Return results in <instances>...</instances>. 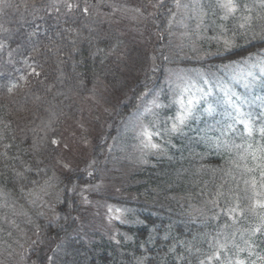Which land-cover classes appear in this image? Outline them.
I'll list each match as a JSON object with an SVG mask.
<instances>
[{
  "label": "trees",
  "instance_id": "trees-1",
  "mask_svg": "<svg viewBox=\"0 0 264 264\" xmlns=\"http://www.w3.org/2000/svg\"><path fill=\"white\" fill-rule=\"evenodd\" d=\"M108 1L77 0L81 8L85 4L89 6L90 15L86 17L77 11L71 17L61 15L59 21L54 13L49 16L45 11V5L49 3V0H9L13 7L6 9L5 14H0V24L12 32V39L8 41L11 49H15L18 44H23L24 48L30 51L27 36L35 30L37 25L39 26V33L32 37L31 42L39 48V54L35 58L43 67L44 75L40 77V80H43L44 84L37 83L33 78L30 87L23 88L14 95H8L6 91L0 90V121L11 122L10 128L6 131L7 139L0 142V152L4 151L3 143L11 142L13 147L9 150V156L20 155L30 162L33 168V172L26 174L27 179L17 180L12 169L15 167L19 170V162L0 156V188L8 193L9 205L0 207V234L12 232L7 220L1 217L3 212L8 211L11 215V209L17 208L30 213L37 226L33 234L45 241L40 250L46 253L40 257L39 264H47L46 256L52 254L51 249L55 248L56 241L65 238L69 239L71 244L57 255L58 264H135L136 258L145 256L147 259L144 264H173L175 256L169 253L168 249L174 244L177 249L176 254L188 256L184 247L178 243L179 241H191L196 247L207 252L208 243L201 237L204 233L214 232L217 222H203L199 210L204 208L205 197L201 196L200 192L204 182H207L209 191L213 190V182H220L219 173L216 174L215 179L210 171L203 174L195 173L201 163L211 167H226V162L231 158L225 152L217 154L214 148H210L201 139L205 135L208 137L220 135V125L216 121L225 119L222 114L215 113L211 117L203 114L200 119L189 120L183 128V135L171 138L172 145L175 147L166 144L167 136L158 139V143L164 144L168 151L166 154H148L149 163L146 165L141 164L139 158L134 160L129 156L132 163L137 162L133 164L131 175L123 182L121 191L118 193L91 194L92 197L103 199L118 209L130 210L125 211L122 216V219L128 221L127 223L114 220L110 228L101 229L104 224L102 218L95 219L85 215L79 191L84 185L100 180L99 168L94 178H85L82 172H64L61 174V183L54 181V187L45 189L49 191L55 188L54 190L60 194V200L54 204L55 216H59V220H49L47 216L39 215L37 211L35 215L29 203L34 196H30L29 192L39 197L43 192L41 188L44 180L55 173L60 150L53 151L49 141L52 138L56 139L59 135V120L63 116L78 118L80 107L75 101V95L90 96L95 86L108 82L116 87L119 80L125 81L119 85L120 93H124L128 87H131L136 95L144 89L154 92L164 84L172 69L191 71L202 69L215 73L217 77H222L226 81L234 69L226 70L217 67L218 65L227 64L230 60H239L242 56H247L249 52L256 53L264 49V44L258 41L245 45L244 40L238 38L237 44L243 47L234 49L231 54L223 57H209L203 61L196 60L192 57L206 52H216L218 47H221L215 41L207 39L216 34L213 23L215 18L211 14L205 21L206 30H202L201 33L204 38L193 37L197 48L194 52L188 46L189 41L181 37L182 28L176 26L172 29L173 35L167 34L165 7L170 5L169 0L165 1L164 7L157 8L159 13L153 15V20L150 17L151 21L157 22L154 30V23L151 25L149 36L141 34L146 39L145 42L140 36L135 38L129 36L127 32L123 34L121 24L115 22L110 16L103 15L108 10V4H106ZM245 2L251 3V0H245ZM32 4L37 5L39 11L36 15L44 17L43 20H33ZM25 5H28L27 9ZM97 12L101 14L97 15ZM188 23L190 30L194 31L196 21L192 20ZM234 23L229 22V27H233ZM85 24L91 25L95 31L89 33L83 27ZM66 27L78 29L81 33L80 37L73 35L69 38L68 34L63 32ZM133 32L140 34L136 30ZM57 33L61 35L58 36ZM161 33L164 34L163 39L160 38ZM70 39H74L76 43L71 44ZM117 41H119L118 47L113 52L111 49ZM182 44L184 46L181 48ZM57 48L60 49V53L54 54ZM73 48L79 51L73 52ZM97 49L103 51L97 52ZM121 54L131 57L126 56V59L135 62L138 68H129L126 73L124 71V67L127 66L126 61L117 60V56ZM164 57H167V60ZM16 58L22 59L18 55ZM6 59V55L0 58V64H3ZM58 60H62L63 63L58 64ZM116 61L118 66L112 73L111 66ZM154 65L157 68L155 72L151 71ZM15 67L22 68L23 65L17 63ZM0 70L5 73V77L0 79V84L6 83L9 77L19 75L10 66ZM61 72L63 83L59 79ZM48 85H52V89L50 92H45L44 89ZM58 92H63L64 95H57ZM33 94L40 96L41 99L36 100ZM243 94L249 95L250 98L264 95V89L257 87L252 92ZM163 98L164 96L162 100ZM50 106H55L58 115L52 129L47 132V139L39 143L38 136L44 135V132L40 131L41 122L49 119L47 109ZM136 107L137 104L130 100L120 105L118 113L122 116L135 113ZM244 110L259 111L255 105L252 109L245 105ZM2 126L0 124V127ZM236 127L238 131H242V125ZM34 128L37 129L39 143V151L36 152L31 150ZM121 132V126L111 127L107 133L108 140L113 138L118 141V134ZM13 135L16 137L15 140L12 139ZM236 142H240L238 136ZM100 146L102 145L97 143L95 148L101 150ZM201 155L205 157L202 161ZM124 159L127 160V157ZM37 160L42 163L37 164ZM105 166L107 168L108 161L103 162L102 169H105ZM37 168L47 169V171L37 172ZM32 181L36 183L33 184ZM73 184L78 185L77 190L66 191V187L71 188ZM22 188L23 191H21ZM205 215H211V213L205 212ZM8 218H10L9 215ZM218 223L224 224L225 219L222 218ZM238 226L246 225L241 222ZM150 234L153 242L141 248L140 245L148 241ZM166 234L168 239H164ZM125 237H131V239ZM188 260L190 264H197L195 257H189Z\"/></svg>",
  "mask_w": 264,
  "mask_h": 264
},
{
  "label": "snow or ice",
  "instance_id": "snow-or-ice-1",
  "mask_svg": "<svg viewBox=\"0 0 264 264\" xmlns=\"http://www.w3.org/2000/svg\"><path fill=\"white\" fill-rule=\"evenodd\" d=\"M165 0H156L155 8L164 7ZM13 5L9 0H0V14H5L6 9L12 8ZM28 5H25L27 9ZM33 9V20H43L44 17L37 16L39 11L36 4L31 5ZM111 12L103 13V15H114L118 11H127L126 7H118L116 5H108ZM175 9V10H173ZM63 10V12H62ZM46 13L51 16L53 13L57 21L61 15L71 17L74 12L80 11L84 16H89V6L85 4L81 8L77 0H49L45 5ZM136 15L132 18L144 16V10L140 7L131 9ZM101 13L97 12V15ZM211 14L215 18L214 25L216 34L207 37L213 40L218 46L216 52H206L203 55L192 57L196 60H206L209 57H223L226 54H231L234 49L243 47L237 44V39H243L245 45H250L254 41L264 44V0H251V3L245 0H172V7L167 9V34L173 35L172 29L176 26L183 29L180 33L182 38L189 41V47L195 52L197 51L195 41L196 39L204 38L202 30H206L205 21ZM149 16L153 13H149ZM195 20V30H190L189 21ZM218 21V23H216ZM229 22H235L233 27H229ZM89 33L95 31L89 24L83 26ZM69 38L73 35L80 37L81 33L78 29L73 27H66L63 29ZM39 33V26L30 32L27 36L29 46L28 51L23 44H18L15 49H11L8 41L12 39V32L0 24V58L4 55L7 59L0 64V69L4 67H12L14 72L19 73L18 76L7 78L6 83L0 84V90L6 91L8 95H14L19 90L30 87L33 78L39 84H44L40 77L44 75L43 67L36 60L39 54V48L35 43H32V37ZM61 35V33H57ZM160 38H164V34H160ZM71 44H75L74 39H70ZM91 43V39H89ZM119 41L113 45L111 51H115L118 47ZM184 45H180L182 48ZM24 49V50H22ZM79 51L73 48V52ZM102 49H97V52H102ZM60 49L57 48L56 53L59 54ZM17 55L22 59L17 60ZM95 55V53H93ZM155 59V57H153ZM167 60V57H164ZM103 62V61H102ZM21 63L22 68H16L15 65ZM58 64L63 63L62 60L57 61ZM217 67L224 69H234L230 79L237 83H242L245 93H250L257 87L264 89V49L259 52H249L247 56H242L239 60H230L227 64H221ZM38 69H40L38 71ZM238 69V70H237ZM157 70L154 65L151 71ZM195 76L192 75H175L173 80V73L169 71L166 80L170 85L174 84V100L178 105V111L174 117H169L164 122V127H161V122L158 119V110L165 107L160 102L159 91L153 94L152 90H146L141 93L138 99L142 102V111L137 109L134 118L125 125V131L131 132L134 139L137 141L135 147L140 152L139 161L141 164H148L146 158L150 153L166 154L168 149L164 144L158 143V139H163L167 136L166 144L172 145L171 138L178 135H183V128L188 124L189 120L199 117L197 112L213 116L217 109H223L222 115L225 117L223 121H216L220 125V135L216 137H208L207 135L201 139L210 147L214 148L217 154L221 152L228 153L231 157L227 162L226 167H211L203 163L196 169L195 174H203L210 171L215 179L216 174L219 173V183L213 182V190H208L207 182H204V187L201 189L200 195L205 197L203 204L204 208L200 209V215L203 217V222L208 223L215 221L217 227L212 233H204L201 237L208 243V251L205 252L201 248L196 247L191 241H179L178 243L184 247L188 256L183 254H176L177 249L174 244L168 249L169 253L174 254L175 259L173 264H190L188 258L195 257L197 264H264V95L249 97L247 94H238L233 91L232 87L222 77H217L215 73L207 72L202 69L193 70ZM5 77L4 71L0 70V79ZM60 82L63 83V73L60 74ZM52 85H48L44 90L50 92ZM218 93V94H217ZM34 95L36 100L41 97ZM57 95H64L63 92H58ZM151 95L152 99H147ZM201 105L204 107L201 108ZM247 105L252 109L255 105L259 111L244 110ZM49 119L42 121L40 131L44 132L43 136H38L37 129H32L33 140L31 150L33 152L39 151V143H43L47 139V132L52 129L55 118L58 113L55 106H50ZM150 116L152 119L145 123V117ZM170 121V124L169 122ZM3 126L0 127V142L7 139L6 131L10 128L11 122L0 121ZM237 125H242V131L237 130ZM39 139V143L37 140ZM238 136L240 142H236ZM27 137H25L26 139ZM15 140V135L12 136ZM49 143L53 146V151H59L61 141L52 138ZM4 151L0 152L3 156L12 161L19 162V170L13 167L15 179L23 181L27 179L26 174L33 172L32 164L26 161L22 156H9V150L13 147L12 143L2 144ZM65 149H69L68 144H63ZM201 155V161L204 160ZM169 159H172L169 157ZM37 164L42 161L37 160ZM61 168L71 170V165L63 161H57ZM95 159L87 162L85 172L89 178H94L96 174ZM37 172L47 169H36ZM57 180L55 174L44 180L41 188L44 191L47 188L54 187V181ZM71 182V181H70ZM35 184V181H32ZM101 185H85L80 189V195L84 204H89L87 196L84 192L88 190L99 191ZM78 185L73 184L71 188L66 187V191L75 192ZM23 191V188L21 189ZM30 196H34L29 203L36 205L37 200L40 199L35 196L33 192H29ZM8 193L0 188V207H8L7 203ZM57 200H60L57 194ZM108 211L111 213L113 209L109 207ZM117 215L114 219L120 223H127L128 221L122 219L125 211L130 210H115ZM205 212L211 215H205ZM27 215V213H22ZM39 215H44L40 212ZM225 219L224 224H219L221 219ZM60 217H54V220H59ZM142 223V221H137ZM243 222L246 226L240 227L238 225ZM14 223V221H13ZM11 235V233H9ZM131 239V237H125ZM114 239V237H113ZM164 239H168L166 234ZM119 243V241H116ZM153 242V237L149 235L148 241L140 245L145 248V244ZM17 243H19L17 241ZM36 244V241L32 242ZM71 241L67 238L56 241L55 248L51 249L52 254L46 256L47 264H58L57 255L66 247L70 246ZM23 247L22 245H20ZM11 255V253H9ZM23 259V257H22ZM147 257L136 258L135 264H144Z\"/></svg>",
  "mask_w": 264,
  "mask_h": 264
},
{
  "label": "rangeland",
  "instance_id": "rangeland-1",
  "mask_svg": "<svg viewBox=\"0 0 264 264\" xmlns=\"http://www.w3.org/2000/svg\"><path fill=\"white\" fill-rule=\"evenodd\" d=\"M184 2H188V0H184ZM169 3L170 5L165 7V14L167 13V9L172 6V0H169ZM106 4L126 7L128 9L127 11H118L114 15H110L115 22L121 24L123 28L121 31L123 34L127 32L130 34L129 36L135 38L140 36L141 40L145 42L146 39L143 38L141 34L149 36L151 25L154 23L153 30L156 26L157 21L150 20V17L153 20V15H157L159 13V10L153 7V5L156 4V0H109ZM135 7H140L144 10L143 17H138L136 19L132 18L136 14L132 12L131 9ZM109 12H111V8L108 7V10H106L105 13ZM149 13H153V15L149 16ZM134 30L138 31L140 34L133 32ZM126 51L127 49L124 53H126ZM126 56L121 54L117 56V60L122 62L126 61L125 63L127 66L124 67V71L127 73L129 68L138 67L135 65V62H132L130 59H126ZM127 57L131 58L129 56ZM116 66H118L117 61L112 64V71L110 72L113 73ZM170 71L174 74V81L175 75L187 74L195 76V73L191 70L172 69ZM230 77L231 75H229L226 81L232 87L233 91L235 90L238 94H243L245 89L242 83H237L236 81L231 80ZM124 82L125 81L119 80V84H117L116 87L111 86L108 82L102 85H97L90 96L78 97L75 95V101L78 102L80 107V114L77 119L63 116L59 120L60 133L56 137V139L61 141L58 160L71 165V170H69L61 168L57 163L54 173L57 177V183L62 182L61 174L64 172H82L85 178H88L85 172L86 164L93 159H97L95 167L97 170L99 168L100 180L94 183H88L87 185L100 184L101 187L99 191L88 190L84 192V195L87 196L90 201L89 204H84L82 198L81 202L84 205L86 216L89 215L95 219L102 218L104 224L101 226V229H107L113 225L115 220L114 217L118 214L115 210L118 208L112 206L111 203H108L103 199L92 197L93 195L91 194L111 195V193L113 194L121 191L123 182L127 180L129 175H131L134 168L133 164L137 162L135 161L132 163L130 157L134 160H138L141 155L138 148L135 147L137 141L134 139L131 132L125 131V125L134 118L137 109L142 111L143 105L138 97H140L141 93L146 90L144 89L141 93L136 95L135 91L132 90L131 87H128L124 93H120L121 90L119 85H122ZM173 89L174 84L170 85L168 81L165 80L159 90H156L161 93L160 102L165 105L164 108L158 110V119L161 122L162 128L165 126L164 122L167 121L169 117H174L178 111V105L173 102ZM156 91H154L153 94ZM163 96L164 98L162 100ZM147 99H152V96L149 95ZM130 100L134 104H137L136 109H134L135 113L132 112L127 115L125 114V116L120 115L118 113L120 105L125 104ZM202 107L204 106L201 105V108ZM222 110L223 109H217L216 113L222 114ZM196 115L199 119L203 116L201 112H197ZM151 119L152 118L150 116L145 117V123ZM168 122L170 124V121ZM118 125L122 127L121 134H118L119 140L116 141L113 138L108 140V131L111 127H117ZM65 143L70 146L69 149H65L63 147V144ZM97 143L102 145L100 146L101 150L95 148ZM95 153L97 156L96 158ZM124 157H127V160L124 159ZM105 161H108V166L107 168L105 166V169H102L103 162ZM54 189L49 191L45 190L46 192L43 191L40 193V199L37 200L36 205L30 203L35 215L37 211L38 214L43 212L44 216H47L49 220H53L54 217H56L54 204L57 201V194L59 193H57ZM109 207L113 209L111 213L108 211ZM3 213L4 214L1 215V217H3L4 220H7L12 232L11 235H9V233L0 234V264H39L40 257L46 253V251L40 250L45 241L43 238L33 234L34 229L37 230V226L32 219L33 216L30 213L17 208L11 209V215L8 211ZM22 213H27L28 215H23ZM46 213L47 215H45ZM8 215L10 218H8ZM17 241L19 243H17ZM33 241H36V244H33ZM9 253H11V255H9Z\"/></svg>",
  "mask_w": 264,
  "mask_h": 264
}]
</instances>
